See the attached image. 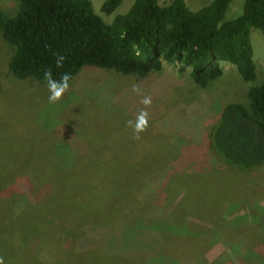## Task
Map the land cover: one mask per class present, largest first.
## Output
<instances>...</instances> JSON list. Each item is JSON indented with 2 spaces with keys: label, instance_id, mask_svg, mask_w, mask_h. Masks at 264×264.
<instances>
[{
  "label": "rangeland",
  "instance_id": "rangeland-1",
  "mask_svg": "<svg viewBox=\"0 0 264 264\" xmlns=\"http://www.w3.org/2000/svg\"><path fill=\"white\" fill-rule=\"evenodd\" d=\"M89 1L107 23L133 2L106 15L105 0ZM185 1L197 10L209 0ZM18 4L0 0V11L13 16ZM239 9L235 1L228 16ZM249 34L254 81L224 61L205 88L189 68L166 62L145 77L88 67L54 104L46 84L11 73L14 49L0 35L3 264H100L97 249L83 253L98 245L106 264H264V165H222L208 145L223 106L247 104L249 88L264 80L262 35ZM141 109L148 127L137 139L127 122ZM91 214L109 227L83 223Z\"/></svg>",
  "mask_w": 264,
  "mask_h": 264
},
{
  "label": "trees",
  "instance_id": "trees-1",
  "mask_svg": "<svg viewBox=\"0 0 264 264\" xmlns=\"http://www.w3.org/2000/svg\"><path fill=\"white\" fill-rule=\"evenodd\" d=\"M235 1L240 13L229 17ZM121 2L105 0L101 11L110 15ZM251 28L261 32L264 42V0H209L197 10L189 9L185 0H133L109 23L93 11L89 0H19L15 15L0 11V35L14 49L9 70L17 78L46 85L44 72L49 68L57 81L61 73H69L70 83L83 68L145 77L166 62L177 64L180 72L189 68L193 82L205 88L221 75V61L251 82L257 76ZM60 56L64 59L57 67ZM247 97V104L223 106L208 142L218 163L240 170L264 165V80L251 86ZM83 220L96 228L108 226L104 217L93 214ZM52 224L58 225L54 220ZM80 229L71 230L73 237H79ZM96 249L95 259L106 264L109 254L103 256L99 245L83 253ZM162 256L177 260L167 253Z\"/></svg>",
  "mask_w": 264,
  "mask_h": 264
},
{
  "label": "clouds",
  "instance_id": "clouds-1",
  "mask_svg": "<svg viewBox=\"0 0 264 264\" xmlns=\"http://www.w3.org/2000/svg\"><path fill=\"white\" fill-rule=\"evenodd\" d=\"M63 59V56H60L58 58V60L56 61L57 67L62 66ZM44 78L47 81V86L49 90L48 102L54 104L60 100V98L69 88V80L71 79V76L69 73H61L60 79L58 81L54 80L52 78V71L49 68L44 72ZM141 103L144 105H149L151 101L149 98L146 97L141 101ZM127 123L133 129L134 138L138 139L139 133L145 131L148 127L147 111L141 109L138 115L136 116L135 121L129 120ZM0 264H3L2 260H0Z\"/></svg>",
  "mask_w": 264,
  "mask_h": 264
}]
</instances>
